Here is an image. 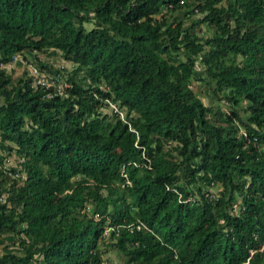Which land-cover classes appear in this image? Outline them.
I'll return each instance as SVG.
<instances>
[{
  "label": "trees",
  "instance_id": "obj_1",
  "mask_svg": "<svg viewBox=\"0 0 264 264\" xmlns=\"http://www.w3.org/2000/svg\"><path fill=\"white\" fill-rule=\"evenodd\" d=\"M0 195V264H264V0H0Z\"/></svg>",
  "mask_w": 264,
  "mask_h": 264
},
{
  "label": "rangeland",
  "instance_id": "obj_2",
  "mask_svg": "<svg viewBox=\"0 0 264 264\" xmlns=\"http://www.w3.org/2000/svg\"><path fill=\"white\" fill-rule=\"evenodd\" d=\"M182 13L180 12H176L174 14V16L176 17H181ZM185 23L188 22V19L184 20ZM86 26L89 25V23H84ZM201 29H203V26L201 24ZM40 55L45 58L46 61H49L51 63H53L54 65H63L66 69H70L71 68V63L69 61L63 60L62 58L59 57V54L57 51L55 50H49L48 52H44V53H40ZM33 63V58L29 57L28 59H24L23 57H21L20 54H15L11 60V62L9 63H5L3 66L6 68L7 71H9L11 73L12 76H18L20 74L23 73L24 70H26V73H29V66L28 63ZM45 73V72H44ZM191 87L193 88L194 91H196V93H198L200 95L201 100L204 103H208L209 102V98H208V93H207V89L204 86V84L202 82H200L197 79H192L191 81ZM224 100H219V103H223ZM111 107V104L108 106H104L101 108L102 111L105 112H109ZM19 158L17 157V155L13 152H10V154L5 155L4 159H3V163L4 165H15L17 163V160ZM212 190L216 191L218 189V185L217 184H213L212 187H210ZM1 197V195H0ZM102 258H103V262L104 261H108L110 264H114L119 260V255L118 253L114 250V249H108V250H104L102 252Z\"/></svg>",
  "mask_w": 264,
  "mask_h": 264
},
{
  "label": "built area",
  "instance_id": "obj_3",
  "mask_svg": "<svg viewBox=\"0 0 264 264\" xmlns=\"http://www.w3.org/2000/svg\"><path fill=\"white\" fill-rule=\"evenodd\" d=\"M29 66V74H31L34 77L35 82L40 83H53L54 75L47 74L44 72L39 71L32 63H28ZM112 105V104H111ZM213 183H209V190L210 194H215L216 191L212 190L210 187H212ZM137 226V225H136Z\"/></svg>",
  "mask_w": 264,
  "mask_h": 264
}]
</instances>
